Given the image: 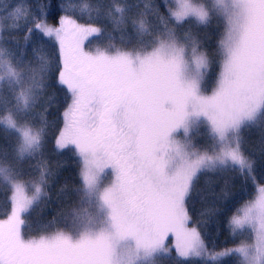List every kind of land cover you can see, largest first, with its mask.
Returning <instances> with one entry per match:
<instances>
[{"label": "snow or ice", "instance_id": "obj_1", "mask_svg": "<svg viewBox=\"0 0 264 264\" xmlns=\"http://www.w3.org/2000/svg\"><path fill=\"white\" fill-rule=\"evenodd\" d=\"M162 2L166 16L152 0H81L61 6L72 15H61L56 25L39 8L30 18L22 2L0 17V91L9 90L0 97V127L16 136L11 151L0 150V182L12 190L11 207L0 219V264H157L171 258L169 233L178 264L229 256H238L239 264H264V186L255 185L242 135L264 126V0ZM214 15L225 23L214 56L191 32L180 42L176 29L207 26ZM5 19L13 21L10 31H19L24 20V52L19 43L16 52L4 47ZM105 22L133 47H116ZM127 26L133 32L125 36ZM93 39L100 44L86 51ZM50 41L59 53L56 83L70 95L55 145L76 152L80 203L65 219L67 231L26 238L22 217L45 197L51 174L42 158L34 164L36 178L25 179L18 167L42 157L47 121L37 126L29 117L48 86L45 78L55 75L45 47ZM29 50L35 66L25 63ZM214 62L220 72L209 93L206 77ZM202 125L210 140L203 150L191 134ZM226 170L256 187L257 198L229 220L233 234L250 228L254 242L210 253L197 228L188 227L186 202L202 174Z\"/></svg>", "mask_w": 264, "mask_h": 264}, {"label": "rangeland", "instance_id": "obj_2", "mask_svg": "<svg viewBox=\"0 0 264 264\" xmlns=\"http://www.w3.org/2000/svg\"><path fill=\"white\" fill-rule=\"evenodd\" d=\"M152 2L154 5L158 6V11L160 15L166 16L167 14L166 8L164 7L162 0H152ZM149 19L155 20V16L150 14ZM47 23L50 25H53L48 21ZM103 26L105 27L107 32H113V26L111 25V23L105 22ZM169 27L174 28L175 25L169 24ZM224 30H225L224 19L222 16H219V15H214L211 18V23L208 24L207 26H197L193 23H187V24H184L182 28L176 29L177 36L180 39L181 43L184 42L183 41L184 34L187 32H191L192 34L196 35L199 38L201 46H202V51H207L210 54V56H214V54L216 53L218 42L221 39L224 33ZM131 32H133V30L131 29L130 26H127L126 32L124 33V35L127 36V33H131ZM155 34L158 35V33H155ZM113 35L115 39L111 42L114 43L116 47L118 48L133 47V45H125L121 43L120 37L122 33L120 31L113 32ZM144 39L148 40L150 39V37H145ZM105 43H108V41H105ZM98 44H100V41L96 39L91 40V42L86 41L85 50L91 51ZM28 61H31L33 65L35 66L36 61L33 60L31 55H29L26 58L25 63H27ZM13 63H15V61H13ZM213 70L215 71L213 72ZM219 72H220L219 63L218 62L212 63L209 67V71L206 77V80H207L206 90L209 93L211 92V89L214 86L215 80L217 76L219 75ZM45 83L48 86L44 90L43 94L39 97L35 107L31 110L32 115L29 117V119L33 120V122L37 126H39L41 118L47 121V135L45 137V144L42 149V157L37 156L34 159L25 160L23 163L19 164L18 167L24 172L25 179L36 178L38 177L39 174L35 171L34 164L36 160H39L42 158L48 162L49 168L51 170V174L47 178V185L45 186V189H44L46 193L45 197L42 198L39 201V203L31 210L30 214L22 217L27 222V227L22 229V234L25 235L26 238L38 236L45 230L48 232H54L57 229H62V230L67 231L68 229L65 226V219L67 218L68 213L73 208L78 207L80 203V194L76 191V189L80 187V180H79L80 163H79V169L77 171V174H76V170H77L76 168H75V173H73V177H75L76 180L78 178L79 183H77L73 179H70V180H67L66 178H64V180L60 179L62 175L61 169L65 170V168L68 167V164L66 163V161L68 160V155L66 156L67 150H70L72 147L69 146L66 149L57 150L56 145H55L56 135H58L59 129L63 127V112H64V109L67 107V104L70 102V97L67 100V104H65L66 107L64 106V108L61 110L59 114L58 122H56V127L55 125H53V128H52V124H55V123H54V120L50 118V116H51L52 110L57 109L56 100L58 98V95L55 92L58 87L52 84L50 76H47L45 78ZM54 83L58 86V84L56 83V80ZM8 96H9V90L7 86L5 85L3 90L0 91V97H8ZM68 96L70 95L68 94ZM258 128H264V126L252 127L251 129H258ZM249 129L250 128H246L243 130L242 135L244 139H245V136L248 134ZM191 134H192L193 143L197 145V147L201 150L206 148L208 144L210 143L209 137L206 132V127L203 125L200 126L199 129H193ZM177 138L180 139L182 137H177ZM15 144H16L15 134L10 131H5L3 127H0V150L11 151L12 147H14ZM243 147H244V152L247 155L245 151L246 149L245 143ZM73 155L74 157L77 158V156H75L74 153ZM69 174L71 173H68L66 176L71 178L72 176ZM206 174H203V176L200 178L201 184L202 183H204L205 185L207 184V178H203ZM111 178H112L111 176L107 177L105 179V184H107L111 180ZM195 184H198V181ZM259 186H264V185H259ZM200 187L201 186H198V188L194 191V193L199 192ZM0 191L1 193H4L6 199L8 200L12 196V190L2 182H0ZM30 194L31 192H29V195ZM191 195L192 194L190 193V196ZM257 195L258 193L256 191L253 198L247 201L246 203H244L241 207L254 201L257 198ZM189 197L186 202V206L188 208L189 215L191 217V221L188 227L190 228L195 227L200 232V228L198 227L197 222L193 220V217L190 214ZM52 207L54 209L59 208V211L57 213H54L52 210ZM49 223L51 224V227H47L45 229V226L48 225ZM233 236L238 238V242L229 248L237 247L241 243L251 244L254 242V233L250 228H247V227L242 232L233 234ZM166 243L168 244L170 248L173 249L171 252V258L158 259L157 264H178V258L176 257V253L174 250V244H175L174 234L172 233L168 234ZM223 250H220V251H223ZM233 257L236 259V264H239V257L238 256H233ZM224 258L226 257L220 258L219 260L224 259ZM196 259L197 260L202 259L204 261H207V258H188L186 261L183 262V264H188L191 261H194Z\"/></svg>", "mask_w": 264, "mask_h": 264}, {"label": "trees", "instance_id": "obj_3", "mask_svg": "<svg viewBox=\"0 0 264 264\" xmlns=\"http://www.w3.org/2000/svg\"><path fill=\"white\" fill-rule=\"evenodd\" d=\"M23 3L24 7L31 9L29 17L36 16V9L39 8L44 12L48 13L46 22H50L53 25L58 23L61 15H72V13H65L61 11V6L71 4H79L81 0H0V17H4L11 11V6L18 3ZM5 5L9 7L5 8ZM74 18L78 19L80 23H88L87 17L79 18L75 15ZM96 23L95 21H91ZM5 31L3 32V38L6 41L4 47L17 51L16 44L19 43L20 52H24V20L20 21L21 29L19 31H10L9 26L13 23L11 19H5L2 21ZM28 27H32L29 23ZM47 52L50 54L52 60L53 72L55 75H49L52 84L58 87L56 89L58 98L56 100L57 109L52 110L50 118L58 122V117L61 110L67 104V100L70 96L66 93L65 89L61 86H57L55 82V76H58V64H59V53L58 47L54 42L50 41L45 45ZM32 53L29 50L27 57ZM216 67V66H215ZM215 70H213L214 72ZM66 107V106H65ZM245 151L249 158L254 162L253 177L255 179V185H264V128L249 129L248 134L244 139ZM197 146V145H196ZM75 156L76 152L73 148L70 149ZM67 150L68 160L66 163L68 167L61 169L62 175L60 179L66 178L67 180L73 179L77 183L79 180L73 177V173L76 174L79 169L78 158L74 157L73 153ZM71 173L72 177L66 176ZM206 174V173H205ZM203 174L200 176V178ZM195 184L190 199V214L193 220L197 222L200 228V233L203 240L210 252H218L220 250L229 248L238 242V238L233 236V233L229 227L230 218L237 213V209L253 198L256 187L253 184L252 179H245L236 170H226L219 172H208L203 178H207V184L200 183ZM201 186L199 192L194 191ZM53 206V204H52ZM55 207V206H54ZM10 209L9 200L6 199L4 193L0 191V219L6 217L7 211ZM54 213L59 211L52 207ZM48 223V222H47ZM207 261L202 259H196L188 264H206ZM211 264H236V259L233 256L226 257Z\"/></svg>", "mask_w": 264, "mask_h": 264}]
</instances>
